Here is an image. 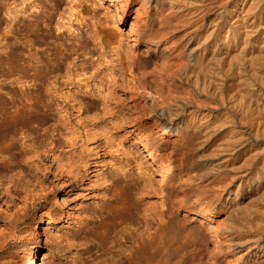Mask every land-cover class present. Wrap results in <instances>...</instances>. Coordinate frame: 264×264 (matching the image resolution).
Returning <instances> with one entry per match:
<instances>
[{"label":"rangeland","instance_id":"374dc122","mask_svg":"<svg viewBox=\"0 0 264 264\" xmlns=\"http://www.w3.org/2000/svg\"><path fill=\"white\" fill-rule=\"evenodd\" d=\"M166 1L167 0H152V5L149 7L150 15L148 19H150L147 23H139L134 19L133 15L119 17L120 13L118 12V8L120 0H0V235L4 234L3 232L6 231V229L7 231L12 230L14 235V238L12 237L10 239L8 247L0 250V264H25V254L29 249H36L38 246L40 247V256L44 257V260H41L42 264H71L73 263L72 258L76 257L78 253H80L82 259L86 260L88 264L92 262V259H98V252H96V245L94 243L87 240L88 244L85 245L86 248L85 246L83 247L86 250L81 249V252H76V250L80 248L77 243L80 241L86 242L84 239L85 234L89 233L90 230H92L91 228L96 226L101 220L99 217L103 216V209H101L99 205L104 202V199L100 202L103 198L102 193L114 184L112 176L116 170L115 168H117L116 166H119L118 164H120V162H126V157H124L125 155L123 151L117 150L118 144H120V147L122 145V147L127 150H134L138 162L141 164L143 170H146L145 172L148 173L153 186L149 188V193L145 197L143 203L149 201L152 203L151 207L156 211L161 204V198L158 195L160 191L159 186L162 183L164 185H162L163 190L165 186L173 184L175 180V170L177 168L185 167L184 169L189 170L188 173L191 174V176L193 175L192 177L196 176L193 179L200 181V184L206 182L212 176L214 170H212V168L207 169L206 165H208L210 159H216L214 163H217V161L220 162V160L222 161L221 157L223 158L224 153H221L218 156L215 155L216 158L210 156H212V152H214L216 146L218 148L220 142L222 143L227 136V132H229L227 129L236 127L235 129L233 128L234 131H237L235 133L240 134L239 132L241 131L242 137L244 134L247 136H244L245 138L243 137L244 139H241V142H243L242 145L245 147L248 146L247 149L250 150L249 156L254 158L251 160L249 157L252 164L249 162L248 164H251L250 166L248 165L249 171L248 169L246 170L247 172L245 171L246 173H249L248 176L256 175L257 172H260V169H262V163L260 161L264 158V134L263 136L261 134L264 130L262 132L260 130L263 128V123H260V121L264 120V114H261L257 107H264V98L259 101V103L261 102L260 104L258 103L255 105L253 102L257 103L256 100L251 102L253 107L255 109L257 108L258 114L253 107L251 108L252 105L250 104L249 109H251V114L256 113V115H253L256 122L255 120L253 121V124L250 122H241L243 123L242 127L239 121L240 117H238L240 114H238L237 117L239 120L235 117L234 119L237 120L233 121L235 125L232 123V127L230 124V126H227L228 124H226L224 126L225 130L223 129L221 131H227V134L225 132L223 134L221 132H216V134L214 133L209 137L204 131H200V129L194 127L190 116L197 112L198 104L195 105V103H192V105L189 104L185 106V108H180L183 112H180L179 109H177L179 114H175L178 116L174 115V117H172V121L175 119V123L178 122L181 123V125L184 124L180 127L181 129L179 130V133L174 134L168 132L164 134L163 137H160L159 133L151 127V122L146 120V117L143 116V109L139 104L140 100H138V96L133 93V89L137 88L139 83H133L130 80L132 79V75L129 73V70L126 72L124 71V74H121L118 68L115 71L117 76L115 90L116 94L120 96L121 101L119 100L120 102L115 104V106L113 105V116L106 115L102 117L100 114L101 109H97V107L100 106L97 97L95 98L91 95L88 96L89 94H77V86L72 85L74 79L75 82L77 81L76 77L70 78L69 75L72 72L70 70L71 68L78 66L77 64H80V62L85 60L86 63L84 65L86 66V75H80L77 77L80 79L79 84L81 83L83 88L86 81H88L90 87L95 84L101 87L104 85L103 89L106 91L107 88H105V86L108 85V78H106V73L108 72L107 66L110 67L111 64L108 62L102 64L101 62H103L104 59H100L102 55H99L101 51H104L103 53L107 54L105 55V59L110 60L111 58L110 47L106 44V40H102V44L105 45L102 49V44L99 45L97 42L95 45L91 39V41H89L88 38H85L87 31L91 32L94 30L90 29L93 25L91 26L90 24V26H88L89 24L85 25V23H96L95 28H104L103 30L106 29L104 32L110 30L109 26L118 25L123 35V47L125 43L127 45H132L133 41L138 36V33H141L143 29L142 32H149L151 29L152 33L154 32V34L160 35L163 40H166L168 37L163 35V30L155 25L153 16L155 14H162L166 10L168 2L172 3V0ZM176 1V3L173 2V4H169V6L173 5L176 8L178 5L177 7L179 9H176L179 11H185V13L188 10L190 11L191 7V10H193L196 3L200 6L203 2V0H197L198 2H196V0L195 2H193L194 0H185L184 3V0H180L182 6L179 3V0ZM239 1L241 0H238V2L236 0H230L226 3L227 5H225V7L220 6L219 3L218 5L215 3L213 7L210 8L209 12L206 13L205 17L207 19L205 28L207 27L206 29L208 31L200 30L198 33L202 35V38H204L203 35L205 36V33L209 34L210 38L207 34V37L205 36V39L208 38L206 45L212 44L207 43L208 40H213L219 44V41L222 38L221 35L225 33L224 29H227V26L230 24L227 10H229V8L232 9L230 6H234L235 2L238 4ZM257 1L258 0H247L248 5H246L249 9L247 6L245 8L249 11L253 9L251 12H257V14L262 12V15L264 16V9L261 8L259 4L260 2L257 3L259 6L255 4ZM186 2L191 3L190 7ZM251 4L253 8L250 7ZM184 5L187 6L185 7ZM227 6L229 8H227ZM196 7L198 6H195L194 9ZM217 9L219 10L217 11ZM79 12L80 14H78ZM81 16L83 17L81 18ZM224 17H228L229 21ZM76 18L79 20V23ZM85 18L86 22L83 21ZM96 19H98V22ZM89 20H91V22ZM150 20H152V23ZM208 20H213L214 24L212 21L208 22ZM102 21L105 23L107 22L108 25L107 23L104 24ZM263 21L264 17L261 20V26L263 27L259 28L260 31L258 30L257 33L249 38L250 42L254 39L255 40L253 41V44L251 42L247 45L249 48L248 54L246 55L251 57L249 58L246 55L243 56V58L246 56L248 61L249 59L251 60L253 55L256 56V49L262 50L263 48L262 51H264L263 44H261L262 40L264 43V34L262 35L264 31ZM80 22L84 23V26L83 24H80ZM227 22L228 24H225ZM77 24H80L81 26H78ZM105 25H107L108 28ZM214 25L217 29L215 28V33L213 32L210 34ZM219 26L220 28L223 26L221 30H218ZM175 32V37L181 35V37H177V39L179 38L180 40V44L178 43L177 47H182V53H185L187 56L192 49L191 47H195L196 45L194 39L189 40L187 36H182L180 31ZM77 39H82L83 43L86 44V47L82 46L83 43L80 45L79 42H75ZM61 41L65 43L66 47L72 46L76 48L79 54L81 52L88 53H81L78 60L75 61L77 63L74 65H71V59H69V57L66 62L59 63L58 57L60 55ZM240 41L241 40L239 39L237 41L238 43L236 42L237 47H235L236 50L239 49L238 52L233 49L232 53H243V49L240 46V44L243 46V43ZM254 43L256 44L254 45ZM257 45L260 49L257 48ZM85 48L86 50L84 51ZM243 48L245 49L244 46ZM125 49L126 47L121 49V51L124 50L122 52H126ZM250 51H253L255 54ZM208 52H210V49H208ZM223 53L219 55L225 59L223 60L221 59L222 57H219V65L221 66V69L226 67V60L231 56ZM121 56L124 58L122 59V61H124L123 64L127 66L125 63L129 62V59L126 56V53H122ZM208 56H210V53ZM255 56L253 57L255 58ZM240 59H242V57ZM99 60L101 62H99ZM90 63H93V65L95 64L93 66L94 68L90 67L92 66ZM206 64H204V66L207 67L201 66L203 69L199 76L200 80L205 82V84L203 83L204 87L206 86V81L211 78V75L206 77L205 74H212V69L209 65L211 63H208L207 61ZM96 65L97 67L100 65L98 69ZM208 65L210 68H208ZM207 68L211 69V71L207 70ZM79 70L80 69H77V71ZM186 74H188V72H186ZM186 74H181L180 79L182 81L179 80V82H184L183 85L187 84V86L190 85L191 87H194V85L188 83L189 81L187 80H194L193 77L195 75L193 73H190V75ZM201 74L205 76L206 79ZM122 75H124V77H122ZM202 77L205 80L202 79ZM192 80L190 81L191 83ZM223 80L226 81L224 83L226 84L227 78L225 77ZM64 81L66 84L63 89H60V85H62ZM201 81L197 84L198 88L202 86ZM136 84L138 85L136 86ZM254 86H258L257 81H254ZM225 89L226 88H224V92L226 91ZM209 91L212 92V89H207L206 92L198 91L197 93L202 94L201 97L203 98ZM204 92L205 94H203ZM74 94H77L76 97L80 100L77 99L74 101L72 99ZM45 95L46 97L49 96L48 101L44 99ZM142 99L143 98H141V100ZM78 100L83 103L81 102L82 104H79ZM134 100L135 103L133 102ZM136 101L138 102L137 105ZM220 101L221 100L216 101L215 106L218 104L217 102L220 103ZM94 102L97 104L95 105ZM219 105L220 104H218L217 107H219ZM212 107L210 105H205V107L201 105L200 108L202 110L198 107V111H204L206 109L205 112L217 113L220 109H215L214 104ZM189 109H191V112H194L190 113ZM263 111L264 110H262V112ZM259 114L262 115L261 120H257L260 119ZM118 115L120 117H117ZM137 115H139L138 118ZM257 115L258 118L256 117ZM219 120L220 117L218 116L214 117L211 121H213V123L215 121L218 123ZM247 123L251 125L248 126ZM257 123L258 125H256ZM254 128L259 130L258 136H255L257 130ZM250 133L251 135H249ZM225 134L226 136L224 137ZM260 136H262V138ZM254 137L258 138L256 139ZM248 139H250L249 142H247ZM261 147L262 150H260ZM258 150L259 152L254 153L257 155L251 154L253 151ZM260 152L261 154H258ZM260 155H263V157L261 158ZM129 157L131 158V156ZM218 157L220 160H218ZM237 159V165H240V162H242L241 156ZM257 162L259 164L261 163V167L258 166L259 164ZM132 168L136 171V165L134 163ZM132 168L130 164L131 172L133 170ZM223 169H219L223 172L219 171V175L229 174L230 171L227 170L228 168ZM207 170H212V174H209L211 171L207 172ZM251 171L257 172L252 173ZM105 175L107 178L112 177V180L110 179L107 181L112 185H108L107 182L104 185V182L102 181H104ZM134 175L137 174L135 173ZM120 176L121 175H119L118 178H120ZM198 177L200 180H198ZM118 178L115 176L114 181H118ZM119 181L118 183H124L121 178ZM115 184H117V182H115ZM194 187L191 185V193L194 192ZM263 189L264 187L262 190H258L253 194L255 202L256 198L259 197L257 201L258 203H256L258 205L260 204V206L257 205V208L264 206V201L261 202V200H264V195H262V193L264 194ZM260 191L263 192L259 193ZM196 192L197 191L194 193ZM260 195L263 196V198ZM249 200L250 198L247 200L245 199L244 202L248 203ZM108 202L109 201L104 204L110 205V202ZM96 203L98 204V207ZM259 209L261 208H254L252 209L253 213H250L251 215L255 214L257 216L256 223L254 222V216L250 219V224H253L251 225V229H255L254 226L256 227L258 225V220H260V223H258L264 227V219H259V215L256 214L257 212H254V210L257 211ZM229 214V211L221 208L216 215L217 218L221 219L220 226L227 230V237L225 238L226 242L228 237V240H230V238L232 239V236L236 237L241 234V229L248 230L249 228V222H247L248 220H244L243 216H238L237 218L234 217L235 220L237 219L239 221L236 220L233 222L230 219ZM251 215L250 217H252ZM243 221L247 222V224ZM239 223L244 225L242 226ZM238 224L241 227L238 226ZM260 225H258L257 228H259ZM235 226H238V229ZM230 228L233 230H228ZM257 235L264 236V228ZM66 237L69 238L65 239ZM66 240H74L75 247L78 246L79 248H73L74 246L71 247L69 243H66L68 242ZM67 244L69 245L67 246ZM196 244L198 245L191 244L190 247L186 246L182 250L188 252V250H186L187 247H189L190 250H193L195 247H200L204 250V254H208L210 251V245L206 240H201ZM228 244L229 243H227L226 246H228ZM226 246L223 247L222 254L218 257V262L216 264H231L230 260H234L238 256H234L231 253H234L237 250L236 246L231 247L230 250H228ZM179 252L182 254V251ZM168 261V264L172 263L171 260ZM39 262L40 261L38 260V263Z\"/></svg>","mask_w":264,"mask_h":264},{"label":"bare ground","instance_id":"6f19581e","mask_svg":"<svg viewBox=\"0 0 264 264\" xmlns=\"http://www.w3.org/2000/svg\"><path fill=\"white\" fill-rule=\"evenodd\" d=\"M151 1L152 0H120L119 8H118V12L120 13L119 17H128L129 15H133L134 19L137 22L147 23V21L150 19V18L148 19V17L150 15L149 7L150 5H152ZM228 1L227 0H203L200 6L196 3L195 6H198V7L194 9L195 7L194 6L193 10H191L192 9L191 7L190 11L188 10L185 13V11L178 10L179 8L177 7L178 6L177 4H176L177 6L176 5L175 6L178 9H176L173 5L169 6V4H173V2L175 3L177 2L176 0L175 1L172 0L171 1L172 3L168 2L167 4L168 6L166 7V10L164 9L165 11L162 14L153 15L154 20H155V25H157L163 30V33H162L163 35H166L168 37L166 40H163V38H161L160 35H156L154 34V32L152 33L151 29L149 32L147 31L142 32L144 30L143 29L142 31L139 30L141 31V33L137 32L138 33V36L136 37L137 39L135 38L132 45H129V44L127 45L125 43L124 47H123L124 42L122 38L123 35L118 25L110 24L111 25L109 26L110 30H108L107 32H104L106 30V29L103 30L104 28L103 29L95 28L96 23H93V22L85 23V25L89 24L88 26H90V24L91 26L93 25V27L92 28L90 27V29H94L91 32L87 31L85 34L86 36L84 35L85 38H88L89 41L92 40V42H94L95 45L97 42L99 45L102 44V40L105 39L106 44L110 47L109 48L110 54H111L110 60H106L105 55L107 54L103 53L104 51L103 52L101 51L99 54L100 56L102 55L100 59L103 58L105 62L104 61L101 62L100 60L99 62H101L102 64L107 63V62L111 64H110V67L107 66L108 72L106 73V78H108L107 80L108 85H106L107 87L105 86V88H107L106 91H104L103 89L104 85L101 87L95 84L94 86L90 87V85L88 84V81H86V84H84V88H83V85L81 83L79 84L80 79L77 77H79L80 75H83V76L86 75V71H85L86 66L84 65L86 63L85 60H83V62H80V64H77L78 66L71 68L70 70L72 72L69 74L70 78L76 77V80L78 81V82L77 81L75 82L74 81L75 79H74L72 82L73 86H77L76 87L77 89L75 88L77 90L76 91L77 94L78 93L89 94L88 96L91 95L92 97H95V98L97 97L99 99L98 104H100V106L97 107V109L98 108L101 109L100 114L102 115V117L106 115L113 116L115 104L121 101L120 96L116 94V90H115V86L117 83V76H116L115 71L118 68L121 74L124 71L126 72L127 70H129V73L132 75V79L130 80L133 83H136V82L139 83V86L137 88H134V87H133L134 89L132 88L134 90L133 93H135L136 96H138L137 97L138 100H140L139 104L141 108L143 109L142 111L143 116L146 117V120L151 122V125H152L151 127L155 129L156 132L159 133L160 137H163V135L168 132H171L174 134L179 133V130L181 129L180 127H182V125L184 124L181 125V123H178V122L175 123V119L174 121H172L173 119L172 117H174V115H177L175 114V113H178L177 109H179L180 112H183L182 110H180V108L182 107L185 108V106L189 104L192 105V103H195V105L197 104L199 105V106L197 105L198 110L201 105H203L204 107L205 105L207 106L210 105L212 107V105L214 104L215 109L217 108L218 110V108H220L217 113L205 112L206 109L204 111H201L202 110L201 108H200L201 109L200 111L196 109L197 112H195L194 114L190 116L191 122L193 123L192 125L200 129V131H204L207 135H209V137L213 135L214 133L216 134V132H221L224 129V126L226 124H228L227 126H230V125L232 126V123L234 124L233 121L237 120L234 118L237 117L238 114H240L238 116L240 117V120L238 117L237 118L240 121L241 125L243 124L241 122H250L251 124H253V121L255 120L253 118V115H256V113L251 114L250 112L251 109H249L250 104L252 105L251 102L253 100H256L257 103L253 102L256 105L259 103V101H261L264 98V90H263L264 51H262L263 48L261 50L259 46L257 45V48H259L260 50L256 49L258 53V54L256 53V56L253 55L255 54L253 53L254 50L250 51L253 53L252 55L255 56L256 59L252 56L250 60L249 58L251 56L249 57L246 54H248V48H249L247 47V45L250 44L251 42L253 44V41L255 40L254 39L250 42L249 38L253 36L255 33H257L259 28L263 27L261 26V20L264 17L262 15V12L257 14V12L256 13L251 12L253 11V9L249 11L248 10L249 7L247 6L248 5L247 0H241L239 1L238 4H236L235 2L234 6L229 5L232 9H230L227 6V8H229V10H227V13H228L227 16L230 18V22H229L230 24L227 26V29H224L225 33L221 35L222 38L221 39L219 38L220 39V41L218 40L219 44L214 42L212 40L214 38H212L211 39L212 41L208 40L207 42V43H212V44L206 45V41L208 38L205 39V36L206 34L207 36H209V34L205 33V36L203 35L204 38H202L201 34H198L200 30H205V31L207 30L206 29L207 27L205 28L206 19H207L205 15L206 13L209 12L210 8L213 7L215 3H217L216 5H218L219 3L220 6L225 7ZM236 1L238 2V0ZM183 2L185 3V0ZM193 2H195V0ZM196 2L198 1L196 0ZM258 2H260L259 4L261 8L264 9V0H258L257 2H255V4H257ZM179 3H180V0H179ZM188 4L190 7L191 3L188 2L187 5ZM187 5H184V6L186 7ZM157 6H158V3H157ZM246 6L248 9L245 8ZM250 7L253 8L252 4ZM218 10L219 9H217V11ZM78 14H80V12ZM82 17L83 16H81V18ZM228 17L227 18L224 17V18L228 19L229 21ZM76 20L78 19L76 18ZM96 20L98 22V19ZM213 20H210V21H212L213 23ZM83 21L86 22V18ZM89 21L91 22V20ZM150 21L152 23V20ZM210 21L208 20V22ZM81 22L80 24H83L84 26V23H81ZM94 22H95V19H94ZM78 23H79V20H78ZM103 23L106 24L107 22L106 23L103 22ZM80 24H77V25L79 26ZM225 24H228V22ZM147 27L150 28L149 26ZM213 27H212L213 30L212 28H211L212 31L210 30L211 31L210 34H212L214 30L216 31L217 29L215 25ZM222 27L223 26H221V28ZM221 28L219 26L218 30H221ZM175 31H180L182 33V36L183 35L187 36L189 40L194 39V43L196 45L195 47L190 46L192 49L191 48H190L191 50L189 49L190 50L189 53L186 52L188 53L187 56L185 55V53H182L183 52L182 47L180 46H179L180 48L177 47L180 41L179 38L177 39V37H181V35L180 36L178 35L177 37H175V34H176ZM263 34H264V31L262 35ZM78 39L75 40V42H79L81 45L83 43V40L82 39L78 40ZM239 39L242 41L245 49L243 48L242 44H240V46L243 49V50L241 49L243 53L241 54V53L234 52L235 53L234 54L232 52H233V49L237 47L236 42ZM255 44L256 43H254V45ZM261 44H263V47H264L263 40L261 41ZM82 46L86 47V44L83 43ZM104 47L105 45L102 44L101 48L103 49ZM125 47H126L125 49L126 52H122L124 50L121 51V49ZM208 49H210V52H208ZM85 50L86 48L84 49V51ZM238 50L239 49L237 50L235 49V51L237 52ZM223 52L231 56L229 58L226 57L228 58L226 60L227 61L226 67L221 69V66L219 65V60H220L219 57H222V56H219V55H221V53ZM81 53L86 54L88 52H81ZM122 53H126V56L129 59V62L125 63L127 64V66L123 64L124 61H122V59L124 58H122L123 56H121ZM209 53H210V56H208ZM80 54L78 53V50L76 48L72 46L66 47L63 41L60 42V55L58 57L59 63L66 62L69 57V59H71V62H70L71 65L72 64L74 65L75 63H77L75 61L78 60ZM236 54H238L239 56ZM244 55L249 57L248 58L249 61L246 59V56L244 57L245 59L243 58ZM241 57L242 59H240ZM223 58L224 57H222L221 59ZM98 59H99V56H98ZM239 59L242 61H240ZM207 61L208 63H211L209 65L212 69V74H208V73H206L207 75L205 74L206 77H208V75H211V78H209V80L207 78L208 81H206V86L204 87L203 83L205 84V82L201 81L199 76L203 69L201 68V66L207 67V66H204V64H206ZM93 63H90V65H92L90 67H93L95 65V64L93 65ZM209 65H208V68H210ZM208 68L207 70L211 71V69H208ZM77 69H80V70L77 71ZM186 72H188L189 75L190 73H193L195 75L193 77L194 80L192 79L187 80L189 81L188 83L194 85V87L192 86L194 89L190 85L188 86L187 84L183 85L184 82H179V80L182 81L180 79L181 74H186ZM121 74H120V79H121ZM183 76L186 77L185 75ZM205 76L203 77L206 79ZM122 77H124V75H122ZM203 77L202 79H204ZM225 77L227 78L226 84H224L226 81L223 80ZM191 80H192V83L190 82ZM65 81L63 82L62 85H60V89L64 88V85L66 84ZM193 81L196 85L193 83ZM200 81L202 82V86L198 88L197 84ZM254 81H257L258 83L257 87L254 86ZM137 85L138 84H136V86ZM210 88L212 89V92L210 91L207 92L209 95L206 94L205 97L203 98L201 97L202 94L197 93L198 91L206 92L207 89L210 90ZM224 88H226L225 92H224ZM205 92L203 94H205ZM72 94H73V91H72ZM76 95L74 94L72 96V99L74 101L79 99L78 97H76ZM48 98L49 96L46 97L45 95L44 99L48 101ZM141 98L143 99L141 100ZM79 100H78V103L82 104L83 102ZM219 100H221L220 103L219 102L217 103L220 105L219 107H217L218 104L215 106V103L216 101H219ZM95 102L94 104L96 105L97 103ZM133 102L135 103V100ZM137 104L138 102L136 103V105ZM252 107L253 105L251 106V108ZM257 108L261 112V114H264V111L262 112V110H264L263 106L260 108L258 106ZM257 108L256 109L254 108L255 111H257ZM190 110L191 109H189L190 113L194 112V111L191 112ZM257 114H258V111H257ZM218 116L220 117V120L218 122L219 125L216 121L215 122L217 124L215 122L213 123L214 120L211 121L214 117H218ZM261 116L262 115L259 116L260 119H257L258 118V115H257L256 119L261 120L262 119ZM117 117H120V116L118 115ZM138 117L139 115H137V118ZM258 123L256 125H258ZM260 123H263V125L261 124L263 128L261 126L262 129H260L262 132L264 130V120L260 121ZM247 124L248 126L251 125L249 123ZM233 128L235 129L236 127H233ZM233 128L227 129L229 132L224 131L225 133L227 132L228 134L226 133L227 136L226 134L224 135V137L225 136L226 137L223 140V142L222 143L220 142L218 148L216 146V149L214 150V152H212L211 150L213 154L210 157H215V155L218 156L219 154L224 153L223 158L220 156L222 161L220 160L219 157H218L219 159L217 158L218 160H220V162L217 161V163H214L216 159L211 160L209 158L210 160H209L208 165H206V168L207 169L212 168V170H214L215 173L212 170H209V171L207 170V172L211 171V173L209 174H212V172L213 174L206 182H203L202 184H200V181L193 179L196 176L192 177L193 175L191 176V174L188 173L189 170L184 169L185 167L177 168L175 170V178H174L175 180L173 184H170V186L167 184L168 186H165L163 190H162V187L164 185L161 183L159 186L160 191L158 195L161 198L160 200L161 204L157 211L151 207L152 203H150L149 201H146L145 203H143L145 200V197L149 193V188L153 186L150 181V177L148 176V173L145 172L146 170H143L141 164L138 162L137 156H135L136 153L134 150L132 151L127 150L123 148L122 145L120 147V144H118L117 150L123 151L125 155L124 157H126L125 158L126 162L125 163L120 162V164H118L119 166H116L117 167L115 168L116 170L114 169L115 170L113 173L114 175L112 176L110 174L113 177V182H114L113 185L107 182L110 179L112 180V177L107 178L105 175L104 181H102L104 182V185L107 182L108 185L110 184L112 185V187L108 188L105 192L102 193L103 198L101 199L100 202H102L103 199H104V202L103 204L101 203V205L99 206L101 209H103V213L101 212L102 210L100 211L103 216H100V217L98 216L99 218H101V220L96 226L91 228L92 230H90L89 233L85 234L84 239L86 240V242L88 240L94 243L96 245V252H98L97 254L98 259L96 260L92 259V262L90 264H168L169 262L168 260H171L173 264H197V263L198 264L200 263L216 264L218 262V257L222 254L223 247L226 246L227 243H229L228 246H226L228 250H230L231 247H235V246L237 247V250L234 253L231 252L234 256L238 255L234 260H230L231 264H264V236L257 235L264 227L263 225L261 226L259 224L260 220L257 221V224L260 225V227L262 228L260 227L257 228L258 226L257 225L256 227L254 226L255 229L253 228L251 229V225L253 224H250V219L253 218V216L255 217L254 222L256 223L257 216L255 214L251 215L253 213L252 209L254 208L256 209L261 208L257 211L254 210V212L255 213L257 212L256 214L259 215L258 216L259 219H264V210H263L264 206L257 208V205H258L257 201L259 197L256 198L257 203L255 202V198L253 197L254 192L258 190H262V188L264 187V158H262L263 155L262 156L260 155L262 159L259 157L261 159V161L260 159L259 161L262 163L261 165L262 167L260 166L261 163L259 164L257 162L259 164L258 166L262 168L260 169V172L256 171L257 172L256 175L252 176L250 173L251 176H248L249 173H246L247 172L246 170L248 169V165H249L248 163L250 162V158H251L249 156L250 150L247 149L248 146L245 147L244 145H242L243 142H241V139H244L245 138L244 136L246 135L242 134L244 137L243 138L241 136V131L239 132L240 134H237L235 133L237 131H234ZM258 131L259 130H257V134H255V136H258V133H259ZM224 132H221V133L223 134ZM251 133L249 135H251ZM263 134L264 132H262L261 135L263 136ZM262 136L260 137L262 138ZM249 140L250 139L246 141L249 142ZM260 150H262V147L260 148ZM255 152L257 153L259 152V150L253 151L251 154L257 155V154H254ZM258 154H261V152ZM129 156H131V158ZM240 156L242 158L241 160L242 162H240L241 164L239 163L240 165H237L238 164L237 158H239ZM253 159L254 158L252 157L251 160ZM133 163L136 165V171H134V169L132 168ZM250 163L252 164V161ZM130 164H131V168L133 169L132 172L130 170ZM223 168H226V169L228 168L227 170H229L231 174L228 171L229 174L227 175L226 174L219 175L218 174V172L220 171L219 169H223ZM251 172L253 173L254 171H251ZM135 173L137 175H134ZM117 175L118 176L121 175L120 178L122 182L124 181V183H118L120 178H118ZM115 176L119 179L118 181L116 180L114 181ZM198 180H200L199 177H198ZM115 182H117V184H115ZM191 185H193V187L195 186L194 187L195 190L193 188L192 189L194 190V192L197 191L196 193L190 192ZM263 191H260L259 193H262ZM262 195L264 194L262 193ZM261 197L263 198V196ZM248 198H250L248 203L244 202V200L245 199L247 200ZM105 201L106 202L109 201L110 205L108 204L105 205L104 204L106 203ZM262 201L264 200H261V202ZM258 206H260V204ZM97 207H98V204H97ZM221 208H224L227 211H229L230 213L229 217L233 222L237 220V219L235 220V218H237L238 216H243L244 220L246 221L248 220L247 221L249 222L248 230L239 229L240 231H242V233L237 235L236 237L232 236V239L230 238V240H228L229 239L228 237L227 242H226L225 238L227 237L226 236L227 230H225L224 228L220 226L221 219L217 218L216 216L219 213V209ZM249 214L252 217H250ZM95 218L97 219L96 216ZM243 222L247 224V222L245 221ZM239 224L242 226L244 225L242 223H239ZM239 224L238 226H240ZM238 226H235V227H237L238 229ZM228 230H233V229L230 228ZM6 231L3 232L4 234L0 235V250L8 247V244L10 243V239L14 236L12 230H8L7 232ZM228 234H229V231H228ZM68 238L66 237L65 239H68ZM201 240L202 241L206 240V242L210 245V251L208 252V254H204L205 253L203 252L204 250L201 249L200 247H195L193 250L192 249L190 250L189 247L191 244L198 245L199 243L198 244L196 243ZM66 241H68L66 243H69L71 247L74 246L73 248L80 247L79 249L76 250V252H81L82 251L81 249L86 250L85 245L88 244V242L86 243L84 241H80L79 243H77L79 247L78 246L75 247V243L73 242L74 240L73 241L66 240ZM69 244H67V246ZM84 246L85 248H83ZM186 246H189L187 247L189 249L186 248L188 252H184L185 250H182ZM71 247H67V248H71ZM179 251H182V254ZM40 255L41 254H40L39 246L36 249L35 248L29 249V251L24 256L25 262H26L25 264H42L41 260H44V257H41ZM38 260L40 261L39 263H38ZM72 262L73 263L71 264H88L86 260L82 259V257L80 256V253H78L76 257L72 258ZM67 264H70V263H67Z\"/></svg>","mask_w":264,"mask_h":264}]
</instances>
